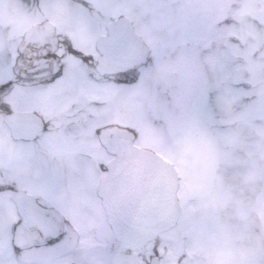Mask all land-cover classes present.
<instances>
[{
	"label": "flooded vegetation",
	"instance_id": "af4514ba",
	"mask_svg": "<svg viewBox=\"0 0 264 264\" xmlns=\"http://www.w3.org/2000/svg\"><path fill=\"white\" fill-rule=\"evenodd\" d=\"M40 1L42 0H28L27 6L37 7ZM124 1L121 0L118 3L121 9L119 12L123 14L130 10L127 1ZM177 1L180 0H161L157 6L152 7L153 4H151L148 11L159 14L162 18L159 22L166 23L163 18L172 15L177 19L194 15L204 17L210 8L205 6L206 0H187L181 8L171 7L172 4L176 5ZM123 3L127 6L122 7ZM220 3L221 0L220 2L218 0L215 6ZM218 9L221 10L219 6ZM172 12L174 14H171ZM13 16L17 44L13 47L11 55L19 51L21 60L25 63L29 61V58L35 63L37 57H40L39 63L42 65L44 51H59L64 47V41H71L75 45L80 43L74 38L80 37L79 32L72 34L68 29L66 32L62 31L57 21L55 23L52 19L44 17L32 19L24 13H15ZM120 18L128 17L121 15ZM191 22L199 23L200 21L192 18L188 25ZM171 25L168 32H163V34L170 33L166 36L168 40L174 37L177 29L181 33L186 31L185 27L179 28L180 24L179 27L175 25L176 29L174 23ZM164 26L159 24L161 28ZM138 36L143 39L140 35ZM181 38L183 39L182 36ZM174 42L177 47L178 39ZM182 45L183 43L180 42L179 48ZM163 48L164 45L160 48L156 47L154 56L158 60L164 56L158 51ZM114 80L115 75L101 76L97 79L93 74L87 82V87L93 90H105V94L100 95L105 98V101L97 98L98 96H90L89 102L79 112L69 109L70 97L61 94L59 86L54 90L30 89L32 93H36L37 89L45 93L44 103L51 108H62L65 115L61 117H57L49 108L39 104L27 105L24 102H12L14 107L11 105L9 111L1 115L8 130L5 141L6 139L10 141L5 160L6 162L10 160L11 164L8 169L6 163L2 161L4 154H0L2 156L0 157V176H6L7 179L24 186L39 182L44 174L57 175L60 180L56 193L58 201L62 207L74 214L85 241L83 247L98 259L100 253L107 251L114 264H151L149 253L154 250L152 247L154 243L156 256L153 259H158L160 264H264V240H259L258 234L252 237L247 233L250 222L245 219L247 214L264 208V204L257 201L259 195L250 198L247 192L241 191L239 185L229 186L228 182H223L221 169H185L179 162H174V165L179 175L177 197L181 212L175 226L139 250L125 248L117 240L99 195V184L107 174V165L115 159V156L102 145L101 136L106 130L119 128L132 132L133 141L137 145V134L123 123L102 122L113 113V110L108 107L112 101L110 96L119 95L126 88L118 87ZM33 83L35 84V81ZM149 97H153L152 93ZM115 98L120 99L123 104L126 102L124 97ZM95 106L99 109L94 110ZM18 114L29 115L24 116L25 120H21L20 138H14L6 120L9 116ZM46 117L51 119V128L41 133L39 120ZM14 121L18 125L19 116ZM204 131V129L194 131L195 138L207 139L203 136ZM93 133L95 137L92 136ZM215 134L210 135L221 140V137H216ZM107 135L112 139L115 137L110 132ZM210 135L206 134V136ZM33 136L35 139H31ZM21 145L26 149L22 150ZM97 151L102 154L99 155ZM80 164H83L82 170L78 169ZM96 166H99L101 173L96 184H93L90 175ZM3 199L8 203L6 207L0 208V214L13 213L16 198L4 197ZM224 211L229 214L224 215ZM241 212L244 213L245 218L241 217ZM233 213L237 214L232 217ZM221 247H224L223 254L227 252L228 256H233L235 259L233 257L222 259Z\"/></svg>",
	"mask_w": 264,
	"mask_h": 264
},
{
	"label": "rangeland",
	"instance_id": "374dc122",
	"mask_svg": "<svg viewBox=\"0 0 264 264\" xmlns=\"http://www.w3.org/2000/svg\"><path fill=\"white\" fill-rule=\"evenodd\" d=\"M120 1L106 0L113 12L121 10L118 6ZM125 1L130 10L123 15L129 18L136 33L145 40L150 55H155L156 47L164 45L163 49L158 50L164 56L161 60L156 57L155 62L144 70L136 85L126 87L119 95L110 96L112 101L108 107L113 113L102 122L123 123L137 134L136 144L139 147L152 150L170 161L179 162L185 169H221L223 182H228L229 186L239 185L241 191L247 192L250 198L258 194L257 201L264 204V0H221L218 5L221 10L215 6L218 0H206L205 6L210 8L204 16L205 20L201 15L180 17L178 27H185L186 31L181 33L177 29L174 37L165 44L163 32L170 30L171 23L176 22L177 17L172 15L163 18L167 25L161 28L156 22H159V14L148 11L151 4L152 7L157 6L161 0ZM186 2L187 0H180L171 7L181 8ZM27 3L28 0H0V52L11 55L17 44V31L12 20L15 13H24L32 19L44 17L55 23L57 21L62 31L66 32L68 29L72 34L79 32L80 37H74L80 42L76 44L77 47H82L85 51L93 50L90 41L95 36L94 28L81 23L70 7L80 1L42 0L37 7H29ZM127 5L123 3L122 7ZM225 17H228L226 21ZM192 18L200 21L206 30L209 24L206 32L210 39L205 43H211L210 50L200 51L188 42L187 27ZM175 39L179 41L177 47ZM180 42L183 43L181 48ZM218 50L228 53L236 77L245 82L232 85L228 96L215 106L210 119L190 120L188 109L191 95L198 89L197 70L205 66L210 54H215ZM39 91L41 90L37 89L36 93ZM151 93L152 98L149 97ZM119 96L126 99L125 104L115 98ZM97 98L105 101L103 96ZM0 99L4 101V97L0 96ZM98 109L97 106L94 107V110ZM3 113L0 110V154H4L2 161L8 168L11 163L10 160L6 162L5 157L8 155L10 141H5L8 130L4 125ZM198 129L205 130L203 136L207 139L195 138L193 132ZM207 133H216V137H221L220 142L211 135L206 136ZM92 136L95 137V133ZM25 149L22 146V150ZM97 153L102 154L99 151ZM0 157L2 158L1 155ZM47 166L49 167L48 164ZM82 166L80 164L78 169L82 170ZM100 173L99 166H96L90 175L91 183L96 184ZM223 214L229 213L224 211ZM241 217H246L243 212ZM245 219L250 222L247 233L252 237L258 234V239L264 240V208L247 214ZM223 249L221 247L222 259L233 257L228 256L227 252L223 254Z\"/></svg>",
	"mask_w": 264,
	"mask_h": 264
},
{
	"label": "snow or ice",
	"instance_id": "6c2138e0",
	"mask_svg": "<svg viewBox=\"0 0 264 264\" xmlns=\"http://www.w3.org/2000/svg\"><path fill=\"white\" fill-rule=\"evenodd\" d=\"M70 7L81 23L94 28L95 36L90 41L93 50L85 51L71 41H64L61 50L42 53V65L40 57L35 63L31 58L25 63L19 51L12 55L0 52V96L4 97L0 110L8 112L12 102H24L49 108L57 117L65 115L62 108L53 109L44 103L45 93H32L33 88L54 90L59 86V92L70 97L69 109L75 112L83 109L90 96L105 94V90L88 88L87 82L93 74L97 79L112 75L114 66L125 59L134 35L121 21L123 13L113 12L106 0H83ZM187 37L200 51L211 49V43H205L210 38L203 24L191 22ZM155 59L154 55L145 53L135 67L115 71L113 82L118 87L136 85ZM231 63L228 53L218 50L210 54L205 66L198 68V89L192 93L188 109L190 120L210 119L215 106L228 96L232 85L245 82L236 77ZM39 127L45 133L51 128V119H40ZM59 183L54 173L44 174L39 182L24 186L0 176V208L7 206L4 197L16 198L13 213L0 214V264H114L107 251L100 253L98 259L85 250L74 214L58 201ZM152 247L151 264H160L158 259H153L154 243Z\"/></svg>",
	"mask_w": 264,
	"mask_h": 264
},
{
	"label": "water",
	"instance_id": "95a60500",
	"mask_svg": "<svg viewBox=\"0 0 264 264\" xmlns=\"http://www.w3.org/2000/svg\"><path fill=\"white\" fill-rule=\"evenodd\" d=\"M121 21L128 25L134 39L125 59L114 66L113 74L135 67L147 53L131 23ZM18 116L17 125L14 119ZM24 116L11 115L6 120L14 138H20ZM107 133L103 132L101 142L116 159L108 166L99 195L117 240L125 248L140 249L175 226L181 211L177 198L179 178L176 169L162 157L135 147L131 135L124 133L122 137L127 141L122 142Z\"/></svg>",
	"mask_w": 264,
	"mask_h": 264
}]
</instances>
